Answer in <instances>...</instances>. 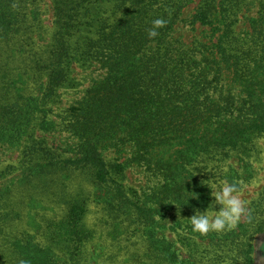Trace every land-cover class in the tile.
Returning <instances> with one entry per match:
<instances>
[{"label": "trees", "instance_id": "1", "mask_svg": "<svg viewBox=\"0 0 264 264\" xmlns=\"http://www.w3.org/2000/svg\"><path fill=\"white\" fill-rule=\"evenodd\" d=\"M42 1L0 0V148L20 150L18 165L0 178L86 175L102 193L113 237L148 244L142 258L136 251L137 264L180 263L165 230L189 261L251 264L264 198L237 230L201 236L188 219L209 202L202 184L221 181L232 156L249 160L264 137V1L245 18L253 0H199L189 24L207 38L185 43L176 34L195 0H51L54 34L38 47ZM158 18L166 24L150 39ZM76 69L90 71L89 84ZM65 92L73 97L62 108ZM55 133L73 143L50 145L44 135ZM134 168L146 174L144 189L127 184ZM183 183L199 201L185 205ZM0 197V204L9 200ZM63 201L65 215L46 220L41 242L14 239L19 264H89L95 236L87 199ZM168 214L167 227L159 220Z\"/></svg>", "mask_w": 264, "mask_h": 264}, {"label": "rangeland", "instance_id": "2", "mask_svg": "<svg viewBox=\"0 0 264 264\" xmlns=\"http://www.w3.org/2000/svg\"><path fill=\"white\" fill-rule=\"evenodd\" d=\"M199 0H195L183 14V22L176 34L177 39L183 42L193 43L196 40H205L207 36L202 33L201 28L191 26L189 23L194 14V10ZM264 0H253L249 2L247 12L243 13L246 18L256 17L260 3ZM41 12V21L44 32L38 38V47L47 45L54 34L53 5L51 0H43L39 6ZM239 30L246 31L247 24L242 21ZM90 75V71L76 69V76L81 82ZM87 84H89L86 78ZM87 84L85 87H87ZM33 88V86H31ZM72 92L62 94V105L66 107L72 100ZM75 97V96H74ZM50 145L58 148L67 143H73V140L66 134L44 135ZM256 152L249 160L243 157L232 156V158L222 168L223 179L217 183L227 180L234 183L240 189L242 199L247 201V213L242 216L239 226H245L254 211V205L259 199L264 198V137L256 140ZM20 161V150L7 147L0 148V174L9 166H17ZM127 184L134 189H144L146 185V174L140 168L129 169L126 172ZM0 193L7 194L9 198L4 204H0L1 216L9 215L7 219L0 218V264H19L18 255L14 239L19 238L21 234H28L37 242H41V234L48 219L59 220L67 211V206L63 201L65 198H86L88 204V214L86 223L94 233V240L88 248L89 264H137L136 251L142 258L145 252V246L148 244L141 240L132 239V245L126 243V236L114 238L110 227L112 222L104 211L102 200H100L101 191L95 184L80 172L60 174L53 177L52 181L42 182L35 180L31 183L20 180L19 173L15 172L4 178H0ZM1 198V197H0ZM4 205V206H3ZM6 220V221H5ZM161 224L167 227L172 222V217L168 214L165 220L160 219ZM248 230V228H246ZM165 238L172 242L177 248L179 254V264H217L192 262L186 257V253L177 244L175 235L168 230L162 232ZM161 238V234L158 235ZM135 242H139L134 245ZM208 246V245H207ZM253 254L251 264H264V231L259 234L253 242ZM213 248H210L212 253ZM211 256V255H210Z\"/></svg>", "mask_w": 264, "mask_h": 264}, {"label": "clouds", "instance_id": "3", "mask_svg": "<svg viewBox=\"0 0 264 264\" xmlns=\"http://www.w3.org/2000/svg\"><path fill=\"white\" fill-rule=\"evenodd\" d=\"M165 24L166 21L160 18L152 21V27L148 31L149 38L157 37L159 35L158 30L163 28ZM196 170L195 167L191 169L193 173L191 177L197 175ZM190 178L185 181L190 180ZM202 185H206L210 189L209 202L203 210L193 208V215L188 219L192 232L204 236L211 232L219 234L234 229L241 217L247 213V201L242 199L238 186L227 180L218 185L215 183L211 186L206 183ZM183 189L185 205L188 204L189 199L199 201V193L186 191L184 183Z\"/></svg>", "mask_w": 264, "mask_h": 264}]
</instances>
